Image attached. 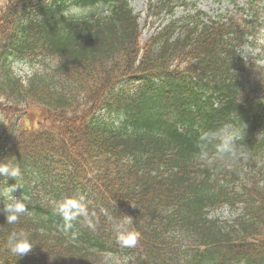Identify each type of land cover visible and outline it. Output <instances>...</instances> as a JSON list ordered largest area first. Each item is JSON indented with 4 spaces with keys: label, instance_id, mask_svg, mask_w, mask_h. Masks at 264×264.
Listing matches in <instances>:
<instances>
[{
    "label": "trees",
    "instance_id": "1",
    "mask_svg": "<svg viewBox=\"0 0 264 264\" xmlns=\"http://www.w3.org/2000/svg\"><path fill=\"white\" fill-rule=\"evenodd\" d=\"M4 1L0 99L28 111L24 126L0 118V163L22 170L0 189L17 183L28 212L0 213V264H264V87L245 84L237 50L249 35L186 0L149 4L169 19L145 44L125 0ZM225 123L242 130L235 157L215 148ZM81 197L94 228L80 217L66 230L56 203ZM223 206L240 211L231 225L209 218ZM124 216L135 248L116 241ZM20 230L34 248L18 258L6 241Z\"/></svg>",
    "mask_w": 264,
    "mask_h": 264
},
{
    "label": "clouds",
    "instance_id": "2",
    "mask_svg": "<svg viewBox=\"0 0 264 264\" xmlns=\"http://www.w3.org/2000/svg\"><path fill=\"white\" fill-rule=\"evenodd\" d=\"M242 130L234 127L230 123H225L223 127L214 134L213 138L218 141L215 148L220 155H231L235 157L237 155V142L240 140ZM207 134L201 139H206ZM206 153H202V158L206 157ZM0 177L4 179V185L8 178L17 181L22 177V170L17 163H0ZM19 187L17 183L8 187L4 186L0 189V213H3L6 217L7 224H16L20 220L21 216L28 212L26 208L27 197L22 195L20 198L15 197L12 193ZM55 211L65 221L64 227L66 230H70L72 227V221L83 217L88 222L89 228H94L93 223L89 219V213L87 205L83 202V197L79 200L67 199L56 203ZM107 214V213H106ZM132 219L124 216L122 221L117 222L114 225V231L116 241L122 248H135L139 239V233L136 231H130L125 228L126 224H130ZM7 249L8 251L20 258L33 250V242L30 238V234L26 231H12L7 237ZM123 264H134V257L126 256Z\"/></svg>",
    "mask_w": 264,
    "mask_h": 264
},
{
    "label": "rangeland",
    "instance_id": "3",
    "mask_svg": "<svg viewBox=\"0 0 264 264\" xmlns=\"http://www.w3.org/2000/svg\"><path fill=\"white\" fill-rule=\"evenodd\" d=\"M129 2L130 7L133 9L134 13L139 15V27H140V41L141 43L146 42L152 34L157 30L158 22L154 24L153 27H151V22L149 20H146L145 18V11H146V4L147 0H127ZM197 2L198 9L202 10L203 12L207 13L210 17H216L218 15L222 17H227L235 14V9L232 5H227L226 0H195ZM241 3V0L238 2V4ZM6 7V3L4 0H0V12L3 11ZM264 8V7H263ZM228 11H225V10ZM79 12V11H78ZM264 13V12H263ZM181 14V9L176 10V16ZM227 15V16H226ZM249 11L245 13L240 18L241 20L245 21L244 16H248ZM259 17V16H258ZM259 19H263L264 17H260ZM155 21V19H153ZM252 22V21H251ZM263 26H259L258 28H255L253 38L250 39V43L242 45L240 48V51L242 52V57L246 61H251V59H255V63L258 65L264 66V21L262 22ZM252 43V44H251ZM12 68L14 71V74H16L19 77L29 76L30 74V68L23 62L17 63L14 62L12 65ZM264 70V69H263ZM28 109H22L17 110L15 108H11L8 106L2 99H0V118L7 122L8 118L16 119L17 117H20V124L24 126L26 122H24L26 117V112ZM34 111V115L31 116L32 122H37V116L40 114L39 108H32L29 111V114ZM20 113H25V116H20ZM3 116V118H2ZM1 122V121H0ZM2 123V122H1ZM20 125V126H21ZM32 127L31 123L27 122V128ZM239 212L238 211H231L228 208L224 207L216 212H213L210 214L211 218H218L221 222L224 223H231L235 217L237 216Z\"/></svg>",
    "mask_w": 264,
    "mask_h": 264
}]
</instances>
